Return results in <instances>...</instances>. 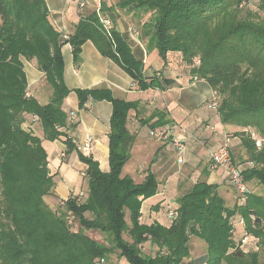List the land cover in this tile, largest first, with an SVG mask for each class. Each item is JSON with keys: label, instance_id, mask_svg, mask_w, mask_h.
<instances>
[{"label": "trees", "instance_id": "16d2710c", "mask_svg": "<svg viewBox=\"0 0 264 264\" xmlns=\"http://www.w3.org/2000/svg\"><path fill=\"white\" fill-rule=\"evenodd\" d=\"M119 6L143 13L144 35L162 60L179 58L192 78L210 84L214 96L207 104L218 102L214 110L223 125L259 135L260 150L246 131L235 133L251 164L243 171L247 201L230 208L218 185L198 181L179 197L169 226L145 221L143 203L158 194L160 183L153 173L141 183L122 174L134 144L127 124L138 103L116 100L108 90L79 89L81 109L89 101L112 104L109 171L80 153L88 195H71L52 209L46 200L57 196L56 180L43 141L64 140L75 149L65 132L75 126L64 107L71 91L62 46L71 45L79 66L83 45L92 41L142 91L174 83L146 77L119 32L112 26L108 37L96 14L64 37L50 22L45 0H0V264H107L117 252L128 264H260L258 252L235 243L234 223L240 217L242 236L264 244V0H121ZM24 60L36 61L44 74L47 104L27 97ZM194 236L207 253L191 259ZM148 243L157 248L155 256L144 253Z\"/></svg>", "mask_w": 264, "mask_h": 264}, {"label": "crops", "instance_id": "0c3cea01", "mask_svg": "<svg viewBox=\"0 0 264 264\" xmlns=\"http://www.w3.org/2000/svg\"><path fill=\"white\" fill-rule=\"evenodd\" d=\"M85 4L84 9L79 3ZM121 0H45L52 25L64 37H71L80 22L101 11L103 17L112 21L113 28L119 32L129 45L135 58L143 63L146 77H159L173 81L174 85L165 90H139L133 79L113 60L104 57L92 41L82 47V61L77 66L70 44L62 46L64 59V79L71 93L65 100L64 107L71 115L70 126L66 134L72 139L75 149L69 150L64 140L43 141L48 154L51 174L62 175L56 183L57 200L47 199L56 209L71 195H75L79 177L83 178L87 165L80 159L78 145L86 135L93 138L91 157L100 164V169L109 171V133L112 117V104L107 101H89L80 108L75 90H108L116 100L138 103L128 120V130L134 136L131 159L123 173L141 183L149 173H153L160 183L156 196L146 200L142 206L145 221L159 222L169 226L168 209L178 208L179 197L187 192L196 182L207 181L218 185L219 193L228 207L239 203V197L233 190L225 171H212L209 165V153L218 148L229 134L234 135L242 129L225 126L221 123L217 111L207 103L214 96V90L204 80L194 79L186 70V65L179 58H160L158 51L151 47L145 37L143 24L146 17L139 10L121 8ZM24 70L28 81V91L41 104L48 103V97L42 88L44 74L34 62L24 61ZM73 115V118H72ZM31 128V126L29 125ZM171 128L174 137L180 136V128L186 137L185 162L179 164L174 147L170 143L157 140L154 133H162ZM240 147V139L232 141ZM134 172L130 171L133 168ZM128 169V170H127ZM137 173H136V172ZM144 178V179H143ZM198 181L195 182V179ZM57 181V180H56ZM163 218H166L164 220ZM241 218L235 220L237 235H242Z\"/></svg>", "mask_w": 264, "mask_h": 264}, {"label": "built area", "instance_id": "2783aa9c", "mask_svg": "<svg viewBox=\"0 0 264 264\" xmlns=\"http://www.w3.org/2000/svg\"><path fill=\"white\" fill-rule=\"evenodd\" d=\"M85 4L81 1L79 3V8L84 9ZM97 17L99 18V23L101 24L102 30L105 32V34L108 37H111V31H112V22L107 19L106 17H103L101 11L97 13ZM198 64V63H197ZM27 97H30V93H26ZM213 109H217L218 102H214L211 106ZM73 118V115H72ZM180 136L174 137L173 131L171 128H167L162 133H154V137L157 140L170 143L174 147V151L177 156V161L179 164H183L185 162L184 154L186 152V134L187 132L184 129L180 128ZM231 139H229L227 136L223 139L222 144L212 150L209 153V165L210 169L212 171H217L222 169L226 172L227 175L230 177L231 184L235 187L236 192L239 195V202L241 205H244L247 201L248 197V187L243 179V171L245 168L239 165H235L232 158V149L230 147ZM78 146L79 152L85 156V157H91L92 155V148H93V138L91 135H86L85 139L81 143H75ZM261 144V141H257V145L259 146ZM85 176V174H84ZM83 197L82 195H80ZM169 217L173 221L175 218H177V213L174 210L169 211ZM250 237L244 236L243 237V243H245Z\"/></svg>", "mask_w": 264, "mask_h": 264}, {"label": "rangeland", "instance_id": "374dc122", "mask_svg": "<svg viewBox=\"0 0 264 264\" xmlns=\"http://www.w3.org/2000/svg\"><path fill=\"white\" fill-rule=\"evenodd\" d=\"M24 61L25 62H29V61H26V60H24ZM31 62L36 63V61H31ZM37 126H38V129H39L40 125H37ZM37 126L36 127L34 126V128L36 129ZM242 131H246V130H243L242 129ZM245 133H247V135H248L247 137H249L250 141H252V142L255 141L256 148L258 150H260L262 148L263 142H261V144L259 146L257 145V141L260 140V137L257 134V132L255 130H253V129H249ZM227 137L229 139H231L230 147L232 149V153L234 154V160L236 162L235 165L242 166L243 168L251 167L250 166L251 164L248 165V163H246V159L244 158V157L247 156V153H246V151H244V149L242 147L241 137L240 136H236V134H234V135L229 134ZM235 137H237V138L240 139V144H241V145H239L240 146L239 148L236 147V149H237L236 152H235V148H234L233 143H232V141H233V139ZM184 157H185V154H184ZM134 169H135V167L130 168V171L131 172H134ZM220 170H222V169H220ZM126 172L125 173H122L123 176H126ZM62 175H60L59 177L58 176L56 177V180H57L56 183H60L61 182V179L63 177ZM227 177H228V181L231 184V181H230V178H229L230 176L227 175ZM63 178H65V177H63ZM79 179L80 180H79V183L77 185V189H76L75 196L82 195V196L87 197V195H88L87 183L86 182L85 183L82 182V179L83 178L79 177ZM135 180H138V179L136 178ZM196 181H198V178L195 179V182ZM231 186H232L233 190L236 191L235 187L232 184H231ZM57 197H58V195L55 196V197H51L49 199L50 200L53 199L52 202H54V200L55 201L57 200ZM237 205L241 206V203L239 202ZM50 206L54 207L53 204H51V203H50ZM170 210L171 209H168L167 210V213H169ZM143 219H144V217H143ZM163 219L167 221L166 218H163ZM168 219L170 220V218H168ZM237 225H239L240 227H243L244 226V221L242 220L240 222V224L238 223ZM235 227H236V225L234 223V231H236V228ZM244 232H245V230H243V233ZM235 235H236L235 236V240H236L235 243L237 245L239 244L242 248H244V251H246L247 253H251V252H255V251L258 252V255L260 254V264H264V244L261 243L259 239H256V238H254L252 236L250 237V240L248 239L245 243H243V236L241 234L240 235L235 234ZM101 236H102L103 239L105 238V236H103V235H101ZM251 238H252V240H251ZM143 248H144V250H143L144 253H146L148 255L155 256V254L157 252V248L155 246L151 245L150 243L146 244ZM190 250H191V257L190 258L191 259H196V258H198V257H200L202 255H205L207 253V245L205 244V242L203 240H201V239H199V238H197V237L194 236L190 240ZM107 264H128V263L125 260L120 259L119 258V254L117 252L116 254H114L111 257V260H109V262Z\"/></svg>", "mask_w": 264, "mask_h": 264}]
</instances>
